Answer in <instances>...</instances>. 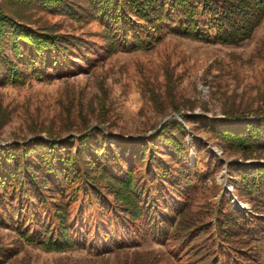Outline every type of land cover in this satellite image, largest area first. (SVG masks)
<instances>
[{
  "label": "trees",
  "instance_id": "16d2710c",
  "mask_svg": "<svg viewBox=\"0 0 264 264\" xmlns=\"http://www.w3.org/2000/svg\"><path fill=\"white\" fill-rule=\"evenodd\" d=\"M11 1L55 6L64 0ZM86 2L102 25L108 56L121 51H150L170 35L234 45L250 39L264 19V0ZM79 44L74 35L60 34L50 27L34 28L12 17L0 3V85H20L69 73L70 51ZM223 113L225 118L209 119L206 125L222 148L240 156V163L228 164V169L238 179L234 194L250 206L248 209L234 206L233 198L223 194V187L217 198L206 201L163 193L166 182L178 177L189 182L192 171L202 163L199 153L195 164L189 159L191 146L186 141L185 125L189 117L182 116L183 121L169 118L153 136L135 142L139 146L133 152L129 148L118 153L109 150L110 143L122 139H96L92 148L90 139L97 133L103 138L111 135L104 128L90 129L88 124L80 137L59 139L44 129L46 136L34 131L24 143L0 144V225L16 224L27 243L43 250L68 251L79 246L80 238L88 240L78 231L87 225L86 206L101 203L98 215L115 211L127 220V230L137 226L134 235L158 239L164 247L162 254H153L149 248L140 252L148 255L147 264H168V260L169 264H262L264 161L259 160L264 159V110L254 118L234 108ZM156 140L166 148L170 160L156 152ZM207 154V165H223L212 152ZM252 158L258 161L247 162ZM84 161H88L86 166ZM108 194L113 196L111 200ZM69 198L79 201L73 218ZM43 204L53 210L56 227L35 218ZM101 232L95 225L94 234ZM92 241L96 240H91L89 248L97 243Z\"/></svg>",
  "mask_w": 264,
  "mask_h": 264
},
{
  "label": "rangeland",
  "instance_id": "374dc122",
  "mask_svg": "<svg viewBox=\"0 0 264 264\" xmlns=\"http://www.w3.org/2000/svg\"><path fill=\"white\" fill-rule=\"evenodd\" d=\"M0 3L12 17L34 28L50 27L60 34L74 35L80 43L70 51L66 67L69 73L20 85H0V144L24 143L34 131H42L41 135L46 136L44 129L53 131L59 139L80 137L88 124L90 129L104 128L111 135L103 138L102 133H97L96 138L90 139L92 148L96 139H122L110 143L109 150L118 153L129 148L133 152L139 146L135 142L153 136L166 120L175 117L183 121L182 116H187L189 159L195 164L199 153L202 163L196 172L192 171L189 182L181 177L166 182L162 185L163 193L173 198L179 193L181 198L206 201L217 198L223 187V194L233 198L234 206L242 208L234 203L238 179L228 169V164L240 163V156L222 148L206 124L209 119L225 118L223 112L227 108L244 111L251 118L264 110V19L250 39L234 45L170 35L150 51H121L108 56L102 25L86 0H64L55 6L35 1L27 5L11 0ZM155 98L162 103L160 106L154 103ZM102 119L106 121L100 124ZM156 144V152L170 160L162 143L156 140ZM207 151L223 162L220 168L207 165ZM251 161L258 160L252 158L247 162ZM69 201L73 218L79 201ZM239 202L246 205L244 209L250 207ZM100 204L86 206L87 225L78 231L88 240L83 242L80 238L79 246L68 251L43 250L27 243L16 224L0 225V264H147L148 255L140 254L141 250L149 248L153 254H162L164 247L157 238L134 235L137 226L127 230V220L115 211L98 215ZM39 211L35 218H40V222L46 219L52 228L57 226L48 204H43ZM95 225L102 235L94 234ZM92 239L97 243L89 248ZM262 252L264 264V248Z\"/></svg>",
  "mask_w": 264,
  "mask_h": 264
},
{
  "label": "water",
  "instance_id": "95a60500",
  "mask_svg": "<svg viewBox=\"0 0 264 264\" xmlns=\"http://www.w3.org/2000/svg\"><path fill=\"white\" fill-rule=\"evenodd\" d=\"M235 202L238 203V204H240V205L242 206V208H246V205L240 203V202L237 200V198L234 199V203H235Z\"/></svg>",
  "mask_w": 264,
  "mask_h": 264
}]
</instances>
